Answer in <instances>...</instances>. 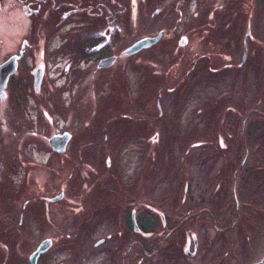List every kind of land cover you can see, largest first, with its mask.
<instances>
[{
	"label": "flooded vegetation",
	"instance_id": "af4514ba",
	"mask_svg": "<svg viewBox=\"0 0 264 264\" xmlns=\"http://www.w3.org/2000/svg\"><path fill=\"white\" fill-rule=\"evenodd\" d=\"M4 24L0 264H177L198 256L207 220L232 243L234 223L247 230L240 188L264 169L249 126L264 118V0H0ZM246 75L253 92L234 87ZM208 79L222 82L214 101L191 107ZM176 132L177 153L197 160L175 215L153 157L172 161ZM127 141L151 169L123 176ZM206 162L215 171L196 188Z\"/></svg>",
	"mask_w": 264,
	"mask_h": 264
},
{
	"label": "rangeland",
	"instance_id": "374dc122",
	"mask_svg": "<svg viewBox=\"0 0 264 264\" xmlns=\"http://www.w3.org/2000/svg\"><path fill=\"white\" fill-rule=\"evenodd\" d=\"M6 24H4V28L1 30L2 32H0V63H1V58H2V54L6 51L3 47L2 43H9L10 42V38L14 37V34H8V28L5 26ZM15 25H21L20 23H15ZM18 29V33L23 31L22 26L20 27H15V29ZM136 78L134 77H130V81L131 83H135L134 80ZM240 79V81H239ZM245 80V82H244ZM252 80H254V75H251V77H247V75L245 77L242 76V78L238 77V81L237 84L234 86L236 87V90H242V89H246L245 86L249 87V92H253L255 89V82L252 83ZM169 84H172V82H168ZM222 82L218 81V82H214L212 79H208L207 81V88H203V86L201 88H198V90L192 91L190 96L187 99V102H190V106H194L197 105V103H207L210 101H214L215 96L217 95V92H215V89H220ZM132 85V84H130ZM257 87V86H256ZM258 88V87H257ZM134 89V86H133ZM259 90V89H258ZM248 91V90H247ZM178 93V92H177ZM203 96V98H201V95ZM264 96V95H263ZM254 98H250L249 101H253ZM177 100V99H176ZM186 102V99H183L180 101V103ZM186 105V104H185ZM256 120H251L249 123V126H252L254 123H256ZM264 133V131H263ZM263 133H261L260 131L257 133L256 131L253 133L252 138L254 139V143H260L256 149H259V152L264 153V136ZM263 140H262V138ZM182 138L181 133H177L176 132V145H174L173 149H174V153L171 154L172 157V161H170V158L166 161L168 164L165 167H161V165L163 164V159H166V156H163L162 154L158 153L157 155H155L153 157V162H155L154 165H157V169L160 170V176H164L163 179V185L161 188H164L166 185L167 180H169V183H172L174 185V210H176L177 208H179V204H178V199H180L181 194H182V185L183 183L186 182V166L188 164H190V162L192 160H197V155H192V157L188 156L185 158L182 154L177 153V148H178V142H181L180 139ZM129 142L127 141L124 148L126 150V153L123 154V156L120 158L121 164L116 163V166L118 167L119 171L123 174V176H130L131 174H133V170L134 169H138L142 167V173L145 170L151 169L152 168V164L153 162L151 161V159L149 157H147L148 155L146 154V156H136L135 155V146L133 144H131L130 146H128ZM260 157L255 156L254 161L257 160ZM113 159V158H112ZM187 159V160H186ZM161 161V162H160ZM254 163V162H253ZM188 167V166H187ZM169 170V171H167ZM203 173H201V177H198V173L195 172L194 173L191 171V180L194 183L195 187H204V184H206V181L204 180H209L212 178V175L215 171V169L213 167H210V163L206 162V164H204L203 167ZM113 169L112 171H110L108 173V175H106L105 181H109L112 180L110 179L111 176H113ZM162 172L164 173L163 175ZM162 181V180H160ZM199 181H203V182H199ZM264 182V178L260 175H253L251 174V179L248 180L247 179V183L246 184H250V185H243V188H240V193L243 190H246L243 192V196L250 198V200H246L243 201L240 200V210H241V215H244V217H249L254 215V219H249L248 221V227L246 228L247 230H242L239 227V223H234V229H235V234H234V240L236 243V238L240 241L237 245L235 246H228L227 247V240L230 239V234L229 232L225 231V232H216L212 226L210 221H206V225H207V234L206 237L202 239L203 241V245L202 248L199 249L198 251V256L196 258H192V257H186L183 256L181 254V257H183L184 259L177 261V264H199V259H203L204 257H206V259L204 260L203 264H212L209 261V257H211V255H214L217 250L219 249V247L221 245L223 249H230L232 247V250H242V248H246L248 251H236L233 252L231 251V254H233L232 256H235L236 258H239L240 260H242V264H248L251 262H256L258 261L260 258L262 259L264 257V185L262 184ZM171 185V184H170ZM167 186V185H166ZM180 186V187H179ZM180 188V190H178V188ZM99 190L100 195H104V192L107 190L106 187L104 185H100L98 187H96V190ZM160 189V188H159ZM158 189V190H159ZM173 188L171 186L170 191H172ZM198 191V189H194V192ZM248 191V193H247ZM95 192V191H94ZM193 192V193H194ZM194 195V194H192ZM161 196V194H160ZM195 196V195H194ZM209 200H211L213 203L216 202L213 195L209 194ZM167 197V200L169 198H171L170 193L169 194H164L163 197H160L161 200H165ZM212 203V205H213ZM206 206V205H205ZM208 206V204H207ZM184 207V206H183ZM186 207V206H185ZM182 208V207H181ZM184 210V209H183ZM177 214V210L175 211V215ZM217 215V214H216ZM217 219L218 215L216 216ZM205 220V219H204ZM232 221V220H230ZM230 221L228 220H223L220 221L218 220V224L221 223L222 226L224 225L225 227H228V229L231 227L230 224L232 225V223H230ZM226 223H230L229 225H227ZM238 229L241 230V232H238ZM249 229V230H248ZM233 230V229H231ZM239 233V234H238ZM96 237V236H95ZM84 238V236H83ZM82 238V239H83ZM84 242V241H83ZM83 242L81 243V241H79V243H81L83 245ZM226 244V245H225ZM238 254V255H236ZM187 258V261H186ZM228 260H232V258H229ZM155 261V262H154ZM165 264H167L168 260L166 259V257L163 258L162 260ZM145 264H156L159 261L157 260H145L144 259ZM169 263L171 264H175L172 261H169ZM200 263V264H202ZM85 264H97V261L93 263L92 260H87ZM215 264H217V262H215Z\"/></svg>",
	"mask_w": 264,
	"mask_h": 264
},
{
	"label": "trees",
	"instance_id": "16d2710c",
	"mask_svg": "<svg viewBox=\"0 0 264 264\" xmlns=\"http://www.w3.org/2000/svg\"><path fill=\"white\" fill-rule=\"evenodd\" d=\"M239 116H243V115H240V113H239ZM257 122L256 123H254L253 124V127L250 129V132L253 134L255 131L258 133L259 131L261 132V133H263V131H264V118H262V119H257L256 120ZM238 122L239 123H242L241 122V119H239L238 120ZM239 127H241V125H239ZM247 127V126H246ZM253 136V135H252ZM251 136V137H252ZM263 136H264V133H263ZM262 138V137H261ZM262 140H263V138H262ZM260 143H255V148H257V146L259 145ZM262 154L263 155V153H261V152H259V149H256V153H255V155L256 154ZM258 164H262L261 162L260 163H258ZM255 170H259V167H255ZM255 174H257V173H255ZM258 175V174H257ZM259 175H263L264 176V169H262L261 171H260V174ZM230 226H231V224H230ZM228 228V227H227ZM229 241H231V239L229 240ZM235 243V242H234ZM222 246L223 245H221L220 247H219V249L217 250V252L214 254V255H212L214 258V260H216V259H220L221 258V260L223 261V264H242V260H240L239 258H236L235 256H232L233 254H231V251H233V252H236V251H248L246 248H242V250H232V247L230 248V249H223V250H221V248H222ZM236 255H238V254H236ZM229 258H232V260H233V263L230 261V260H228ZM225 259V260H224ZM255 263V262H254ZM248 264H250V263H248Z\"/></svg>",
	"mask_w": 264,
	"mask_h": 264
},
{
	"label": "water",
	"instance_id": "95a60500",
	"mask_svg": "<svg viewBox=\"0 0 264 264\" xmlns=\"http://www.w3.org/2000/svg\"><path fill=\"white\" fill-rule=\"evenodd\" d=\"M147 43L148 42H144V45ZM10 63L12 64L13 61L11 60V61H9V63L7 62L6 64L0 66V94L3 93V91L6 87V83H7V80L9 78V75H10L11 71H13V68H12L13 66H11ZM58 140H59L58 138L52 139L51 144L53 145V147H54V144L56 143V141H58ZM43 251H44V246H42L39 249V251L35 254V257H37L38 254L43 252ZM32 264H34V261H32ZM258 264H264V259Z\"/></svg>",
	"mask_w": 264,
	"mask_h": 264
}]
</instances>
